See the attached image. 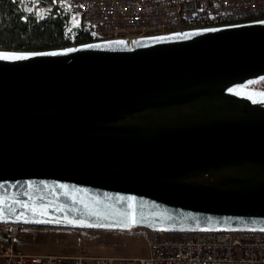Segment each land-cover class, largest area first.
Returning a JSON list of instances; mask_svg holds the SVG:
<instances>
[{"label": "water", "instance_id": "95a60500", "mask_svg": "<svg viewBox=\"0 0 264 264\" xmlns=\"http://www.w3.org/2000/svg\"><path fill=\"white\" fill-rule=\"evenodd\" d=\"M0 54V221L264 229V20Z\"/></svg>", "mask_w": 264, "mask_h": 264}, {"label": "built area", "instance_id": "2783aa9c", "mask_svg": "<svg viewBox=\"0 0 264 264\" xmlns=\"http://www.w3.org/2000/svg\"><path fill=\"white\" fill-rule=\"evenodd\" d=\"M91 41L169 35L264 20V0H66ZM76 44L73 43L72 46ZM23 224L0 221V264H264V229L113 227L138 234L141 256L37 253L15 244Z\"/></svg>", "mask_w": 264, "mask_h": 264}, {"label": "rangeland", "instance_id": "374dc122", "mask_svg": "<svg viewBox=\"0 0 264 264\" xmlns=\"http://www.w3.org/2000/svg\"><path fill=\"white\" fill-rule=\"evenodd\" d=\"M64 2L67 5L66 0ZM42 10L37 11L41 14ZM71 25H78L73 12ZM230 91L247 95L257 102L264 101V95H260L264 94V75L232 86ZM13 240L20 248L37 253L114 256H141L147 253L140 235L116 232L112 228L23 224Z\"/></svg>", "mask_w": 264, "mask_h": 264}, {"label": "trees", "instance_id": "16d2710c", "mask_svg": "<svg viewBox=\"0 0 264 264\" xmlns=\"http://www.w3.org/2000/svg\"><path fill=\"white\" fill-rule=\"evenodd\" d=\"M91 40L78 25H71V11L64 0H0V50H60Z\"/></svg>", "mask_w": 264, "mask_h": 264}, {"label": "snow or ice", "instance_id": "6c2138e0", "mask_svg": "<svg viewBox=\"0 0 264 264\" xmlns=\"http://www.w3.org/2000/svg\"><path fill=\"white\" fill-rule=\"evenodd\" d=\"M117 43L123 44L125 43L124 41H119ZM52 55H56V53H51ZM27 57L25 56H21V55H6V54H0V59H4V60H21V59H26ZM260 95H264V94H260ZM131 199V198H130ZM130 223L131 224H135L137 223L136 219L134 216L130 217ZM124 227H128V223H124L123 224Z\"/></svg>", "mask_w": 264, "mask_h": 264}, {"label": "flooded vegetation", "instance_id": "af4514ba", "mask_svg": "<svg viewBox=\"0 0 264 264\" xmlns=\"http://www.w3.org/2000/svg\"><path fill=\"white\" fill-rule=\"evenodd\" d=\"M208 28H213V27H208Z\"/></svg>", "mask_w": 264, "mask_h": 264}]
</instances>
